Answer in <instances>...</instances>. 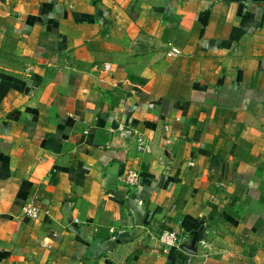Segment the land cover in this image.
I'll return each mask as SVG.
<instances>
[{
	"label": "crops",
	"instance_id": "obj_1",
	"mask_svg": "<svg viewBox=\"0 0 264 264\" xmlns=\"http://www.w3.org/2000/svg\"><path fill=\"white\" fill-rule=\"evenodd\" d=\"M0 264H264V0H0Z\"/></svg>",
	"mask_w": 264,
	"mask_h": 264
},
{
	"label": "built area",
	"instance_id": "obj_2",
	"mask_svg": "<svg viewBox=\"0 0 264 264\" xmlns=\"http://www.w3.org/2000/svg\"><path fill=\"white\" fill-rule=\"evenodd\" d=\"M137 143H138V151L141 154L150 153L151 145L146 137L142 135L138 136ZM127 181L130 187L136 188L140 182L139 172H137L136 170H130L129 173L127 174ZM41 214H42V210L33 201L27 203L23 208V212H22V215L29 219H38L40 218ZM160 240L163 244L165 251H168L170 248L173 247L178 248L182 242V238L179 236V234L171 230L164 231L160 236Z\"/></svg>",
	"mask_w": 264,
	"mask_h": 264
},
{
	"label": "water",
	"instance_id": "obj_3",
	"mask_svg": "<svg viewBox=\"0 0 264 264\" xmlns=\"http://www.w3.org/2000/svg\"><path fill=\"white\" fill-rule=\"evenodd\" d=\"M183 249H187V248L183 247Z\"/></svg>",
	"mask_w": 264,
	"mask_h": 264
}]
</instances>
